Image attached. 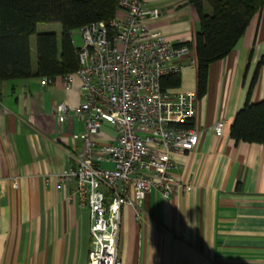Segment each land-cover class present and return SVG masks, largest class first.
Masks as SVG:
<instances>
[{
	"label": "crops",
	"instance_id": "0c3cea01",
	"mask_svg": "<svg viewBox=\"0 0 264 264\" xmlns=\"http://www.w3.org/2000/svg\"><path fill=\"white\" fill-rule=\"evenodd\" d=\"M147 4L159 10L158 18L145 20L149 31L189 43L179 84L168 90L196 94L194 5ZM248 21L231 51L209 65L206 92L196 96L190 122L201 131L197 145L170 151L168 172L187 187L177 186L168 198L151 190L140 219L122 205L118 255L124 263L264 264V143L236 142L229 133L258 67L250 101L264 95V1ZM64 75L45 85L37 75L0 81V264H87L89 211L70 197L73 182L57 188L53 177L84 148V122L75 114L83 99L80 79L73 76L66 87ZM59 103L68 108L64 120L56 115ZM218 120L224 121L220 136L213 133ZM115 136L114 125L100 124L93 137L96 165L112 167L99 150Z\"/></svg>",
	"mask_w": 264,
	"mask_h": 264
},
{
	"label": "built area",
	"instance_id": "2783aa9c",
	"mask_svg": "<svg viewBox=\"0 0 264 264\" xmlns=\"http://www.w3.org/2000/svg\"><path fill=\"white\" fill-rule=\"evenodd\" d=\"M147 1L120 0L108 21L78 27V68L62 76L66 87H71L73 76L80 79L83 99L75 114L84 122V148L53 177L57 188L73 182L70 197H77L89 211L87 264H128L118 255L122 205L132 206L140 219L143 197L151 190L168 198L177 186L186 188L168 172L173 167L170 151L193 149L201 133L188 126L197 95L160 86L163 76L182 70L190 48L148 30L145 20L158 18L159 10ZM41 79L44 85L53 81ZM56 110L64 120L66 104L59 103ZM102 122L116 127L115 141L99 150L102 159L112 163L109 168L93 160V137ZM223 127L224 121L218 120L213 133L220 136Z\"/></svg>",
	"mask_w": 264,
	"mask_h": 264
},
{
	"label": "trees",
	"instance_id": "16d2710c",
	"mask_svg": "<svg viewBox=\"0 0 264 264\" xmlns=\"http://www.w3.org/2000/svg\"><path fill=\"white\" fill-rule=\"evenodd\" d=\"M118 1L0 0V81L32 75L54 80L57 74L75 71L78 55L72 40L73 30L91 22L108 21L115 15ZM189 1L194 5L200 23L194 35L198 97L206 92L209 65L231 51L248 20L264 0ZM53 22L61 25L60 40L54 32H36L38 23ZM34 34L37 54L35 73L30 67L29 54L30 36ZM257 69L250 81L246 101L235 113L230 126V136L236 142L264 143V95L258 102H251L249 95L257 78ZM177 84L179 74L172 73L161 78L160 86L169 89L177 87ZM188 126H192V122Z\"/></svg>",
	"mask_w": 264,
	"mask_h": 264
},
{
	"label": "rangeland",
	"instance_id": "374dc122",
	"mask_svg": "<svg viewBox=\"0 0 264 264\" xmlns=\"http://www.w3.org/2000/svg\"><path fill=\"white\" fill-rule=\"evenodd\" d=\"M61 25L59 23H38L37 24V28L36 29V32L37 33H42V32H54L56 33L57 37H58V40H60L61 38V31H62V28H60ZM72 35H73V41L74 43L76 44V46H80L81 44V40H80V35L78 33V30H73L72 32ZM36 35H32L30 37V43H31V62H32V67H35L36 66V59H37V56H36Z\"/></svg>",
	"mask_w": 264,
	"mask_h": 264
}]
</instances>
